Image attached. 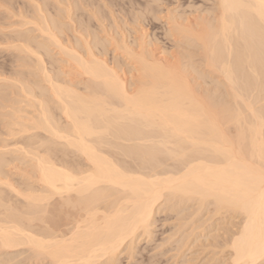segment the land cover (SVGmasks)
Wrapping results in <instances>:
<instances>
[{
	"label": "bare ground",
	"instance_id": "bare-ground-1",
	"mask_svg": "<svg viewBox=\"0 0 264 264\" xmlns=\"http://www.w3.org/2000/svg\"><path fill=\"white\" fill-rule=\"evenodd\" d=\"M65 1L52 12L30 0L27 12L21 1L0 0V52L12 58L0 81V108L10 107L0 131V264H113L122 251L133 258L161 203L194 202V216L240 219L212 242L210 264L233 258L246 225L244 243L258 244L261 0H213L202 13L163 16L165 35L193 44L204 68L223 76L230 94L220 101L196 89L143 28L130 42L108 31L101 0ZM104 1L141 6L154 19L163 13L154 7L161 0ZM249 89L256 95L245 103Z\"/></svg>",
	"mask_w": 264,
	"mask_h": 264
},
{
	"label": "rangeland",
	"instance_id": "rangeland-1",
	"mask_svg": "<svg viewBox=\"0 0 264 264\" xmlns=\"http://www.w3.org/2000/svg\"><path fill=\"white\" fill-rule=\"evenodd\" d=\"M13 1L23 2L27 12H30L32 9L33 4L30 0ZM36 1L47 4V7L52 12H55V8H64V5H66L65 0ZM188 2H191L192 6H181L175 0H161L157 2L158 6L155 4L154 7H159L163 13L156 15L157 19H154L141 6L124 4L109 6L107 2L101 0L100 5L105 12L106 18L101 19L100 23L106 26V29L111 31V33L112 31H116L117 35L125 33L128 42L131 41V37L133 36V29H136V27H138L137 29L143 28L147 33L146 40H151L160 50L166 52L164 56L167 57L164 58L169 59L168 61L171 63L179 62L186 68L187 75L190 77V81L193 82L191 83L196 89L200 88L198 90L202 91L203 89L206 92L209 91V94L211 93L213 97L215 96L214 98L220 101L227 93L230 94L229 91H226L228 88L223 76L218 72L210 73L204 68L203 63L199 62V54L193 44H186L185 41H176L165 35L167 26L165 25L163 16L166 12L171 11V15L175 16L180 13H183L185 16L188 14L193 15L194 12L196 14L203 11L202 9L204 7L208 8L215 5L213 0H189ZM139 13H143L142 17L139 16ZM73 19L76 20V16H73ZM11 21L13 22V19ZM63 22L67 23L66 20H63ZM93 22L95 23V21ZM111 24H114V26L111 27ZM27 28H30V26L24 27V30ZM67 34L71 35V32L68 30ZM100 36L103 37L104 34L102 33ZM3 47V45H0V50ZM109 49L111 48L108 47ZM109 56H111V53L108 52L107 58ZM10 61H12V58L7 53L0 52V81L9 78V73L12 69ZM250 91L246 94L251 98L248 97L249 100L248 98L244 100L245 103L248 101L251 102L252 97L256 95V90L253 91L251 89ZM256 101L258 102L259 100ZM255 102H252L253 107L256 105L258 107V105L262 104L261 102H259L260 104L256 102L255 105ZM9 112L10 107L0 108V131L5 128L4 123L7 120L6 114ZM0 138L5 137L0 135ZM196 209L197 205L194 202L182 203L175 208H170L168 205L161 203L155 210L151 236H139L133 245V258H129L127 256L128 254L122 251L117 261L113 264H150V258H154L153 261L150 260L153 264H210L213 257L212 254H214L213 249L210 247L211 244L217 238L226 236L229 231H234L240 219L236 216L229 217L227 215H223L222 218L220 217L221 219H218V217L211 218L210 213L206 212L207 210L194 216L193 212ZM193 224L197 230L192 229L191 226ZM192 231L193 233L190 235ZM186 235H190V240H187L182 246L181 244ZM214 250L215 252L218 251L217 249ZM213 262L214 264L219 263H217L215 258Z\"/></svg>",
	"mask_w": 264,
	"mask_h": 264
},
{
	"label": "snow or ice",
	"instance_id": "snow-or-ice-1",
	"mask_svg": "<svg viewBox=\"0 0 264 264\" xmlns=\"http://www.w3.org/2000/svg\"><path fill=\"white\" fill-rule=\"evenodd\" d=\"M225 8L234 7V5L225 4ZM261 19L264 21V0H261ZM264 28V24H262ZM261 158L264 160V142L260 145ZM239 207V206H238ZM260 209H261V224H260V238L258 244L247 243L244 241L247 237V228L245 226V235L239 237L231 247L233 251V258L224 261V264H264V165L261 167V194H260ZM242 211L249 213L251 219V212L247 207H242ZM88 264H94V261L89 260Z\"/></svg>",
	"mask_w": 264,
	"mask_h": 264
}]
</instances>
